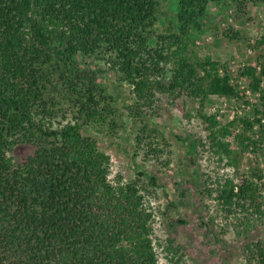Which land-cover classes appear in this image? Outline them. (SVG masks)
I'll use <instances>...</instances> for the list:
<instances>
[{
	"label": "trees",
	"instance_id": "trees-1",
	"mask_svg": "<svg viewBox=\"0 0 264 264\" xmlns=\"http://www.w3.org/2000/svg\"><path fill=\"white\" fill-rule=\"evenodd\" d=\"M159 3L0 0V264H159L143 186L112 182L109 154L85 133L114 112L100 69L87 61L108 64L143 102L155 91L175 95L179 104L198 98L201 108L211 95L242 97L226 66L187 50L185 38L201 27L208 0H181L177 31L152 44ZM224 35L238 37L232 30ZM248 45L257 56L239 74L263 106L264 32ZM200 115L212 153L235 169L214 188L215 198L235 228L251 231L264 224V170L255 164L240 170L238 155L257 146L249 131L258 125L263 136L264 122L238 118L237 152L227 139L237 119ZM23 144L36 148L18 163L12 152ZM149 181L157 184L153 175ZM241 250L245 264H264L262 240Z\"/></svg>",
	"mask_w": 264,
	"mask_h": 264
},
{
	"label": "rangeland",
	"instance_id": "rangeland-1",
	"mask_svg": "<svg viewBox=\"0 0 264 264\" xmlns=\"http://www.w3.org/2000/svg\"><path fill=\"white\" fill-rule=\"evenodd\" d=\"M180 1L160 0L152 44L159 35L177 31ZM238 4L236 0H208L201 27L191 30L185 41L189 54L209 56L226 66L242 97L211 95L201 108L198 98L185 96L179 104L175 95L155 91L151 101L143 102L135 97L132 85L108 64L98 59L87 61L100 69L114 112L112 120L89 126L85 133L95 137L100 149L109 154L112 182L138 180L143 186L154 217L152 238L159 264H245L241 250L244 243L264 242L263 223L244 232L242 226L234 227L218 204L214 188L234 176L235 169L227 165L226 158L220 160L212 153L207 141L208 122L200 115L201 111L216 114L224 123L237 119L227 137L237 152L235 136L242 126L238 118L264 119L259 94L250 91L248 79L239 74V69L257 56L248 40L264 32V3ZM231 30L237 32L236 39L224 35ZM256 106L261 107L258 114L254 113ZM249 135L257 146L240 152V170L253 164L264 170V135L260 136L258 125ZM35 148L19 145L12 157L23 163ZM150 175L156 177V185L150 183ZM179 219L187 223L177 222Z\"/></svg>",
	"mask_w": 264,
	"mask_h": 264
},
{
	"label": "built area",
	"instance_id": "built-area-1",
	"mask_svg": "<svg viewBox=\"0 0 264 264\" xmlns=\"http://www.w3.org/2000/svg\"><path fill=\"white\" fill-rule=\"evenodd\" d=\"M262 120V122H264V119H261Z\"/></svg>",
	"mask_w": 264,
	"mask_h": 264
}]
</instances>
